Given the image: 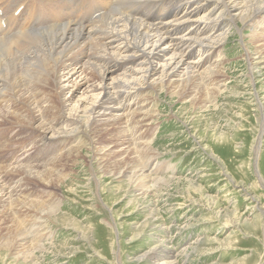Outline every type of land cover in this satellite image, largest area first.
<instances>
[{"label":"rangeland","instance_id":"1","mask_svg":"<svg viewBox=\"0 0 264 264\" xmlns=\"http://www.w3.org/2000/svg\"><path fill=\"white\" fill-rule=\"evenodd\" d=\"M232 26L221 50L220 91L212 82L215 93L203 83L185 97L163 91L145 96L150 116L140 117L136 127L157 156L137 161L148 169L161 161L169 166L162 171L168 185H159L157 195L133 190L119 173L136 158L132 150L120 156L114 128L62 137L67 140L60 144L64 157L58 163L64 172L54 169L50 179L41 168L39 178L12 174L19 187L12 183L7 201L0 192V264H264V57L255 70L250 64L259 49L264 53V41L252 36L244 41L238 31L243 24ZM47 90L56 104L57 95ZM79 98L84 93L74 103ZM6 110L0 116V166L39 151L44 133L38 125L10 123ZM102 148L109 156L101 161L92 150ZM71 152L74 160L68 161ZM51 197L58 205L34 204ZM20 223L31 243L45 239L44 252L17 237Z\"/></svg>","mask_w":264,"mask_h":264},{"label":"bare ground","instance_id":"2","mask_svg":"<svg viewBox=\"0 0 264 264\" xmlns=\"http://www.w3.org/2000/svg\"><path fill=\"white\" fill-rule=\"evenodd\" d=\"M237 22L243 24L238 31L244 41L245 36L264 41V0H0V107L8 109L10 123H30L44 130L39 151H27L24 162L0 166L1 198L19 187L12 174L38 177L41 168L50 179L54 169L64 172L58 163L64 138L113 128L120 156L132 150L136 158L119 175H126L135 192L157 195L159 185L170 182L166 170L162 172L170 167L161 161L148 169L139 163L141 159L137 161L157 156L150 140L137 132L139 118L150 116L145 98L162 91L185 97L203 83L204 89L215 93L209 87L212 82L220 91L222 45ZM244 29L251 35L243 36ZM258 51L252 62L247 54L252 70L262 65L264 53ZM47 89L57 95L56 104L49 101ZM147 89L150 92L144 94ZM80 93L86 100L80 97L74 103ZM131 96L138 99L137 105ZM92 151L101 161L109 156L108 148ZM72 153L66 160H74ZM35 161L38 165L32 164ZM52 199L34 204L45 209L58 205ZM21 225L17 237L29 240ZM44 240L29 242L44 252Z\"/></svg>","mask_w":264,"mask_h":264}]
</instances>
